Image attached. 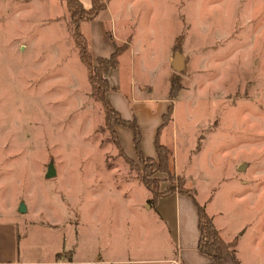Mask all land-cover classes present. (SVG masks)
Masks as SVG:
<instances>
[{"label": "rangeland", "instance_id": "1", "mask_svg": "<svg viewBox=\"0 0 264 264\" xmlns=\"http://www.w3.org/2000/svg\"><path fill=\"white\" fill-rule=\"evenodd\" d=\"M104 1L116 45L141 46L142 55L150 44L152 65L162 68V58L181 85L160 141L183 189L241 232L244 253L264 264V0ZM66 16L65 0H0V222H16L18 245L44 257L72 228L82 254L115 244L121 227L128 244L137 242L150 193L137 156L132 167L117 153ZM165 91L159 82L153 95ZM151 238L163 243L158 232Z\"/></svg>", "mask_w": 264, "mask_h": 264}, {"label": "crops", "instance_id": "2", "mask_svg": "<svg viewBox=\"0 0 264 264\" xmlns=\"http://www.w3.org/2000/svg\"><path fill=\"white\" fill-rule=\"evenodd\" d=\"M104 11L109 15L107 18L102 17ZM113 23L115 19L107 4L94 19L81 23V29L89 40L94 58L98 55L107 56L115 49L116 42L108 35L106 28L108 26L110 29ZM85 25L89 27L91 35L85 33ZM149 48L148 53L141 55V46L130 43L125 47L118 57L117 66L107 74L111 89L107 91L106 96L124 118H136L141 131L142 151L145 156H155L154 140L163 121L162 114L167 111L169 104L174 107L175 98L169 96L170 68L163 66L166 61L163 62L162 58L159 59L162 68L152 65V61L157 62L158 57L150 44ZM124 54H129L125 65L121 64ZM164 67L166 68L163 69ZM124 71L129 73V77L123 75ZM148 72L154 76L149 78ZM159 82L166 91L163 95L156 96L153 92ZM173 119L172 117L162 125L160 133ZM115 129L126 154L135 158L131 129L120 123L115 124ZM162 173L159 171L156 176L164 178L166 174ZM141 201L144 211L141 215V231L136 236L137 242L128 244L126 234L128 235L130 230L121 227V240L118 239L115 244L102 250L98 248L84 254L77 247V228L63 233L60 249L44 257L40 249L32 248L26 251L18 245L20 234L16 222L1 221L0 264H205L209 261V256L197 247L198 202L193 195L175 190L153 200L150 191ZM209 214L226 242L236 240L230 251L225 253L222 264H255L253 251L249 248L245 254L240 246L239 235L242 233L236 235L229 232L218 214L213 211H209ZM157 232L161 235L162 244H156L151 238V233ZM71 237L76 239L71 242L68 240L67 243V239Z\"/></svg>", "mask_w": 264, "mask_h": 264}, {"label": "trees", "instance_id": "3", "mask_svg": "<svg viewBox=\"0 0 264 264\" xmlns=\"http://www.w3.org/2000/svg\"><path fill=\"white\" fill-rule=\"evenodd\" d=\"M65 6L68 12V16L65 18L67 31L72 38L78 57L85 67L92 98L98 101L103 109L105 126L111 132L112 141L117 148L118 155L123 157L132 167L135 166V159L126 154L119 136L112 126V120L131 129L135 154L137 159L142 163L141 170H136V175L151 191L153 200L175 190L190 194L191 191L182 187L184 178L177 175L173 170L172 149L160 141V128L172 118V104H169L167 111L162 114L163 121L159 125L155 135V156H145L141 148V131L136 118H124L106 96L107 91L111 89L107 74L112 68L117 66L118 57L125 49V45H115V49L109 55H98L94 58L91 53L89 40L81 29L82 22L94 19L105 8V1L91 0L90 6L85 7L80 0H65ZM174 81H176L175 84ZM180 86L179 81L174 75L170 80L169 95L171 98H174ZM157 171L165 172L166 176L164 178L151 176ZM165 181H167V184L161 186V183ZM197 208L199 228L197 247L209 256V261L205 264H222L225 253L230 251L231 246L235 244V240L226 242L212 217L198 203Z\"/></svg>", "mask_w": 264, "mask_h": 264}, {"label": "water", "instance_id": "4", "mask_svg": "<svg viewBox=\"0 0 264 264\" xmlns=\"http://www.w3.org/2000/svg\"><path fill=\"white\" fill-rule=\"evenodd\" d=\"M173 66L175 68H180L182 66V61H181V55L180 54H176L174 59H173ZM239 168H242V166H239ZM54 168L52 165H48L47 170H46V176H52L54 174ZM18 210L19 211H23L24 210V206L22 203L18 204Z\"/></svg>", "mask_w": 264, "mask_h": 264}]
</instances>
